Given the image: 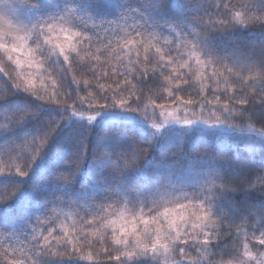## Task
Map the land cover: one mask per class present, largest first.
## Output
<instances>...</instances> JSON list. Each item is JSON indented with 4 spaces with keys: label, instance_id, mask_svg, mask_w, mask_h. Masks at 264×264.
I'll use <instances>...</instances> for the list:
<instances>
[{
    "label": "snow or ice",
    "instance_id": "1",
    "mask_svg": "<svg viewBox=\"0 0 264 264\" xmlns=\"http://www.w3.org/2000/svg\"><path fill=\"white\" fill-rule=\"evenodd\" d=\"M0 74V264H264V0H0Z\"/></svg>",
    "mask_w": 264,
    "mask_h": 264
},
{
    "label": "trees",
    "instance_id": "2",
    "mask_svg": "<svg viewBox=\"0 0 264 264\" xmlns=\"http://www.w3.org/2000/svg\"><path fill=\"white\" fill-rule=\"evenodd\" d=\"M233 2L239 4L241 2V0H233ZM250 38H256L258 39L259 38V34L258 33H250V34H246L245 38L241 41V43H245L247 39H250ZM6 82L7 83H10V81L7 80V77H4L3 75L0 74V90L4 89L5 86H6ZM107 84V82H105ZM81 87H83V82H81ZM50 90V89H49ZM159 92L163 93V95L165 97H167V92L164 91L163 89H160L158 90ZM127 94V93H125ZM81 95H83V93H81ZM211 97L210 96H205V100L207 99H210ZM173 100H175V97L172 98ZM188 99H194V100H198L199 97L195 96V94L193 92H186L184 94L181 95V101H186ZM14 103H16L17 105L21 104L22 102L17 100V101H14ZM149 104L154 107L155 104H164L165 105V108H168V107H175V105L171 102V101H168L167 99H164V100H161V99H156L154 101H149ZM52 112L51 109H48L46 110V112L44 113L45 116L47 115H50ZM40 118H38V121L37 123L39 122ZM128 125L133 129L135 130L136 132L138 133H143V130L145 129L144 127L136 124V123H133V122H127ZM22 134V133H21ZM73 141L75 139H78L79 138V133H73ZM224 135V138L227 139V134H223ZM55 142L58 143V144H67L69 141L67 139V134L65 132H58L56 137L54 138ZM95 142V135L93 136H90L89 137V145H90V148L91 146L94 144ZM218 146H220L218 144ZM165 150L169 152V155H171L172 152H176L177 155H179V149L175 147V145L169 147L167 145H165ZM187 151V149H186ZM153 160L156 162V163H159V160H160V156H161V153H160V150L157 149L156 151L153 152ZM82 187V186H81ZM35 198L39 201L42 202L43 200V196H41L39 193H36L34 194ZM100 264H106L105 261L101 260Z\"/></svg>",
    "mask_w": 264,
    "mask_h": 264
},
{
    "label": "rangeland",
    "instance_id": "3",
    "mask_svg": "<svg viewBox=\"0 0 264 264\" xmlns=\"http://www.w3.org/2000/svg\"><path fill=\"white\" fill-rule=\"evenodd\" d=\"M1 75H3V74H1ZM174 108L175 107H168V108H166V110H174ZM151 110H152V106L150 105V107H149V112H151ZM159 110L157 109V112H158ZM179 114L180 115H183V110L181 109V111L179 112ZM191 114V113H190ZM128 122H133V123H136V124H138V125H140V126H142V127H144V128H146L147 127V125L144 123V122H142V121H139V120H132V121H128ZM149 131H151L150 129H149Z\"/></svg>",
    "mask_w": 264,
    "mask_h": 264
}]
</instances>
